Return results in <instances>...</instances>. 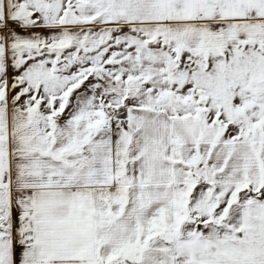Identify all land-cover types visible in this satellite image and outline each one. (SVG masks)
<instances>
[{"label":"crops","instance_id":"obj_1","mask_svg":"<svg viewBox=\"0 0 264 264\" xmlns=\"http://www.w3.org/2000/svg\"><path fill=\"white\" fill-rule=\"evenodd\" d=\"M9 19L21 25L5 29ZM262 23L264 0H0L7 70L60 44L69 62L76 49L97 54L129 25L154 26L165 42L114 46L110 93L99 76L93 93L81 91L94 78L83 76L46 103L0 92V264H264V86L249 97V135L237 139L208 120L196 90L200 62L225 51L263 58ZM189 63L194 76L172 74ZM119 105L125 127L103 111ZM234 182L230 195L243 199L234 232L184 225L199 211L191 196L204 201Z\"/></svg>","mask_w":264,"mask_h":264},{"label":"rangeland","instance_id":"obj_2","mask_svg":"<svg viewBox=\"0 0 264 264\" xmlns=\"http://www.w3.org/2000/svg\"><path fill=\"white\" fill-rule=\"evenodd\" d=\"M4 23L5 21L2 26L8 30L18 28L21 25V21L11 27L5 26ZM117 28L122 29L120 26H117ZM156 29L154 26L129 25L122 32H117L116 36L113 35L112 40L106 41L103 49L97 54L84 55L77 49L72 54L68 53L67 57H71V62L66 60L61 44L51 51L39 48L28 55L26 60L28 62L25 65H22V67L19 65L20 68L15 66V71L12 68L7 70L4 66L0 67V92H5L12 98L14 93L18 94L20 91L24 94L39 93V102L46 103L48 102L47 95H50L49 93L54 94L55 97H61L62 91L70 82H78L79 77L83 76L94 78L88 79V88L81 91L93 93L92 88L95 84L93 81L95 77L99 76L100 81H102L100 90L110 93L112 90L117 89L118 84V53L114 46L121 44L149 45L151 49L156 51L159 48L163 49L165 45L164 36L151 35ZM52 38L54 40L61 39L59 35H52ZM45 43H48V41ZM167 50L172 63L175 59L172 55L173 51L171 49ZM72 56L76 58L74 59ZM178 67L176 69L172 68V74L174 70H180L191 77L197 72L192 70L194 68L190 63L186 67L178 64ZM197 68L202 73L200 77L205 79L204 81L199 80L196 90L200 96L207 99L205 103L208 104V112L210 113L207 116L208 120L225 126L226 138L237 139L248 136V131L241 132V129L248 128L250 123L248 115L250 95L261 86H264V54L263 58H260L259 53L254 52L243 54V52L238 51H225L215 55L213 61L200 62ZM3 76H7V79ZM65 90H68V87ZM73 91L77 92L79 90L73 89ZM9 102H14V100ZM21 102L23 106H29L32 100L28 97ZM55 102L59 103L63 100L55 99ZM100 103L103 104V102ZM76 106H79L78 102H76ZM75 109L79 110V108ZM105 114L108 116L107 113ZM250 184L253 190L257 191L258 182L255 183L251 180ZM237 187L238 184L235 182L231 185H216L218 194L213 198H205L204 201L197 199L196 195L191 196V207L197 208L199 211L187 213L188 219L184 222V225H189L191 229L200 234L234 232L238 225V207L243 202V199L240 200L239 195H230V192L236 190ZM261 190H264V186ZM250 198L255 199L256 197L255 195L253 197L248 196L247 199ZM210 220H213L210 224L201 226L206 223L205 221Z\"/></svg>","mask_w":264,"mask_h":264},{"label":"built area","instance_id":"obj_3","mask_svg":"<svg viewBox=\"0 0 264 264\" xmlns=\"http://www.w3.org/2000/svg\"><path fill=\"white\" fill-rule=\"evenodd\" d=\"M19 23H20L19 19H9L5 21L4 25L11 27ZM261 25H264V23H262ZM103 111L108 115H110L118 123L120 127H125L130 122V119L125 109L122 107V105L115 107H110V106L104 107Z\"/></svg>","mask_w":264,"mask_h":264},{"label":"trees","instance_id":"obj_4","mask_svg":"<svg viewBox=\"0 0 264 264\" xmlns=\"http://www.w3.org/2000/svg\"><path fill=\"white\" fill-rule=\"evenodd\" d=\"M123 107H124V106H123ZM133 263L135 264V262H134V261H130L128 264H133Z\"/></svg>","mask_w":264,"mask_h":264},{"label":"water","instance_id":"obj_5","mask_svg":"<svg viewBox=\"0 0 264 264\" xmlns=\"http://www.w3.org/2000/svg\"><path fill=\"white\" fill-rule=\"evenodd\" d=\"M126 104V101H124V105ZM60 116V115H59ZM203 225V224H202Z\"/></svg>","mask_w":264,"mask_h":264}]
</instances>
